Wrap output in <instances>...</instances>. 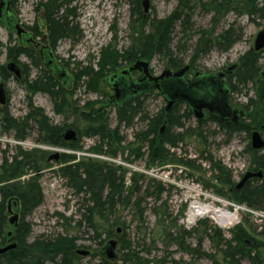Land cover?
<instances>
[{"label": "trees", "instance_id": "1", "mask_svg": "<svg viewBox=\"0 0 264 264\" xmlns=\"http://www.w3.org/2000/svg\"><path fill=\"white\" fill-rule=\"evenodd\" d=\"M234 1L225 0L227 10L237 12L239 6L243 9L241 12H245L250 17L256 16L264 21V1L260 3L258 0H240L241 3L239 0ZM70 2L71 0H48L45 3L47 40L52 49L60 40L66 38L76 40L79 36L76 24L69 20L75 16L70 8ZM239 3L240 5H238ZM178 4L167 18L157 19L149 16L144 18L139 0H134L131 12L137 14L139 19L141 18L142 29L134 30L136 36L131 40L132 45L121 52L111 48V46L101 49L95 67L87 65L80 71L72 72L74 81L69 89L63 86L51 72L41 66L37 53L32 46L8 47V58L17 60L21 55L30 58L38 68V74L31 79L29 71L25 67L22 69L25 77L22 81V87L25 90L27 100V113L23 118L18 119L10 114L6 106L7 103L0 107V132H12L15 138L23 140L34 128L37 132V142L76 149L79 148L78 143L82 137H96L100 144L99 148L92 149L94 152L107 154L111 157L126 154L125 160H129L131 155H134V158H141L144 154L143 148H147L150 150L149 158L157 162L158 165L173 164L176 161L179 165L187 166L194 171L201 169L200 165H195V160H184L178 157L176 153L169 152L166 146L175 148L180 142L196 139L197 142L201 143L200 159L209 164L212 177L216 181L215 184L204 182V185L207 188L212 186L219 195L227 193L230 199L238 204L263 210L264 147L260 152L252 149L250 145L247 146L251 168L256 171L260 170L263 173L262 178H256L252 183L248 182L237 189L231 170L227 169L219 160H214L211 154H204L205 142L203 138L205 137L200 130L204 121H198V126L194 129L184 128L175 113L179 103L173 105L168 113L163 108L160 113L151 116L145 113L143 107L148 93L128 98L115 107V126L111 128L108 122L109 110H103L105 107H101L104 104L102 99L101 101L86 100L81 103L78 99L73 98V90H76L79 85L81 86V81H83L86 91L94 92L100 97H107L109 95L106 88L107 79L112 73L120 70L119 67L123 60L131 63L135 59L149 61L153 56L162 55L167 60L165 68L178 69L182 67L180 61L172 55V48H170L171 33L177 22L183 28L186 27V24L190 22L192 7L186 0H178ZM33 29L34 37L42 35L39 30L34 27ZM240 36L234 33L231 25L213 39L206 38L202 39L201 42L198 41L195 44L190 62L193 63L195 58H198V52L203 54L211 49L220 52L227 51ZM261 51L246 50L237 59L236 69L231 74L230 86L233 92L237 91L239 85L242 87L247 86V84L253 85L254 98L249 97L248 103L245 104L246 109L250 110L248 117L242 119L238 124L208 118L224 131L226 136L244 132L248 138L252 129L264 131V82L258 76L261 68L259 65V59L262 56ZM0 76L8 77V72L1 64ZM38 92L49 96L53 112L62 117L61 123L54 124L41 107L33 104L32 98ZM100 102L98 108H95L96 104ZM189 116L190 113L184 110L183 117L188 118ZM164 117L167 119L168 130L156 135ZM69 119L70 122H68ZM134 120L139 121L142 127L133 132L132 140L127 141L126 137L120 135L119 129L132 127ZM67 128L75 130L76 138L74 140H64V132ZM174 128L180 130L170 134ZM44 153L36 149L29 152L20 150L10 158L5 155L0 158V247L6 245L9 238L4 229L7 200L16 202L22 217L29 214L42 202L41 188L35 173L40 170L39 161L45 160ZM73 160L74 156L62 155L60 162L64 166L60 167V172L70 180V186L75 189L76 194L83 197L79 208L81 211L80 218L74 222L77 228L81 226L89 228L90 232L92 231L90 238L95 241L99 240L98 243L104 241V239H100L103 233L105 237L109 238L115 235L114 232L117 229L114 227L122 225L125 228V224L115 216L117 206L136 208L140 210L139 214L142 216L140 207L142 202L147 198L158 201L165 190L161 182L152 179L153 181L146 182V185L143 186L142 197L135 198L134 195L141 192L140 186L137 184L140 178H143L142 174L134 173L130 177L128 185H125L126 170L118 165L93 160L79 162ZM28 172L33 175L24 181H20V178ZM181 209L180 214H183L185 209ZM200 225L203 226V233H199L195 228L185 230L182 226L174 224L171 228H173L175 236L172 238L168 233L166 236L188 255L211 259L210 255L201 251L202 239H207L214 242L215 249L221 252L226 261L225 264H241L244 259L248 260L250 264L262 263V251L259 253V248L263 244L257 238L252 237L245 227L239 225L233 228L230 232V238L226 239L223 232L209 225L207 220H200ZM104 226L106 227L104 228ZM30 232L29 224L21 218L9 238L12 242L15 241L16 246L0 254V264H82L79 261L80 256L76 253L80 246L76 243L77 237L57 235L53 238L40 237L28 242ZM260 235L264 236V232H261ZM194 236L197 237L195 246L186 243V238ZM121 241L119 250L126 249L121 257L123 264L148 262L131 248L130 243L126 242L123 236ZM100 256L98 264H114V260H107L102 254Z\"/></svg>", "mask_w": 264, "mask_h": 264}, {"label": "rangeland", "instance_id": "2", "mask_svg": "<svg viewBox=\"0 0 264 264\" xmlns=\"http://www.w3.org/2000/svg\"><path fill=\"white\" fill-rule=\"evenodd\" d=\"M133 1L71 0L70 8L75 13V16L69 20L76 24L79 36L76 40L69 38L60 40L53 49L57 60L61 64L67 65L65 67L69 74H72L75 70L80 71L87 65L95 67L100 50L104 47L111 46V48L121 52L132 45L131 40L136 36L134 30L142 29L141 18L139 19L137 14L131 12ZM262 1L264 0H258L259 3ZM186 2L192 7L190 22L184 28L179 22L175 24V28L171 33L172 41L170 44L173 57L180 61L181 66L190 65L192 69L195 68L203 73H215L223 71L229 66H235L231 71L233 73L236 69L237 59L246 50L253 49L256 34L264 27V21L256 16L250 17L245 12H241L243 9L239 6L237 7V12L227 10L225 0H186ZM233 2L235 1L233 0ZM139 3L142 9L141 0H139ZM177 5H179L178 0H150L149 10L147 12L142 11L143 17L167 18ZM15 12L18 20L23 25L32 26L37 23L39 9H35L32 0H18ZM231 25L234 33L241 36L235 40L230 49L224 52L211 49L203 54L198 52V58H195L193 63L190 62L195 44L198 41L201 42L202 39L206 38L213 39ZM16 43V36L7 33L0 26V64L4 66L6 72L8 71L6 64L12 61V58L7 57V48L17 46ZM261 52L262 56L259 59V65L262 68L264 66V49ZM17 61L21 69L25 67L29 71L31 79L38 74V68L30 58L22 56ZM144 61L149 62L150 73L157 76L164 70L167 60L162 55H156L151 60L147 61L144 59ZM129 64L131 62L123 60L119 68H125ZM23 78H25L24 75H22L20 80L15 81L9 78L4 82L3 79L5 78L0 76V84L4 82L7 92L6 96L8 97L6 106L10 114L18 119L23 118L28 110L25 90L22 87ZM249 97L254 98L252 84H247L245 87L239 85L237 91L232 94L231 99L236 106L242 107L245 106ZM73 98L78 99L82 103L86 100L101 101V99L104 100L106 97H100L94 92L86 91L84 83L81 81V86L79 85L76 90H73ZM32 101L35 106L44 110L54 124L62 122V117L53 112L52 102L47 94L38 92L33 96ZM144 101V111L151 116L160 113L166 104L157 91L149 93ZM100 104L101 102L96 104L95 108H98ZM114 110L115 108L113 107L107 109L109 112L108 122L111 128L115 126ZM184 110L185 105L178 104L175 113L184 128L194 129L198 126V122L192 116L183 117ZM70 121L69 119L68 122ZM141 127L142 124L134 120L132 127H121L119 129L120 135L130 141L132 140L133 132ZM161 127H163V132L168 130L166 117L163 118L162 124L159 125L156 135H159ZM179 130L174 128L170 134H174ZM200 130L205 137L203 138L205 142L203 147L205 149L204 154H211L214 160H219L227 169H230L235 182L242 172L251 168L250 157L247 152V146L250 145V136L247 138L246 133L239 132V134L226 136L224 131L217 127L213 121L209 120H204ZM257 130L264 136L263 130ZM36 133L33 128L27 138L20 140L15 138L12 132H0V158L3 155L10 158L20 150L29 152L36 149L39 152H45V160L39 161L40 170L35 173L38 176L41 188L42 202L29 214H25L22 217L19 206L15 205L16 202L7 200L5 210L6 224L4 227L7 235L11 236L15 228L13 224L9 223V218L11 217L7 212V207L9 206L14 213L19 214V221L23 218L24 222L29 224L31 232L27 239L28 242L40 237L53 238L57 235L77 237L76 243L80 245L78 249L88 250L89 252L86 256L79 255V261L82 264H98L101 257L100 251L110 239L117 241L115 248L116 258L113 263L123 264L121 257L126 252V249L119 250L122 236L126 242L130 243L134 251L138 252L143 259L148 260V262L142 261L146 264H225L226 261L223 259L221 252L215 249L214 242L202 239L201 251L212 257L208 259L182 252L176 243L166 236V233L172 238L175 236V232L171 228L174 224L182 226L185 230L195 228L199 233H203V226H199L200 220H207L209 225L221 230L226 239L230 238V232L233 228L241 225L246 228V231L252 237L257 238L263 244L259 248V253L264 251V236L260 235L261 232H264V217L252 216L244 209L237 211L239 221L238 223H233L228 227L229 229L218 227L211 218L207 217L196 219L194 224L186 222L188 206L193 199L198 200V197H200L199 201L201 203L213 207H223L229 211L234 210V207L226 202H235L230 199L227 193L219 195L212 186L207 188L204 185V182L215 184L216 181L212 177L209 164L205 160L200 159L199 151L202 148L201 143L197 142L196 139H187L184 142H180L175 148L166 146L169 152L176 153L178 157L184 160H195V165H200L201 169L194 171L187 166L179 165L176 161L173 164L158 165L157 162L149 158L148 153H150V150L147 148H143L144 154L141 158H134V155H131L129 160H125L126 154L111 157L107 154L94 152L92 149L99 148L100 144L96 137H82L78 143L79 148L76 149L37 142ZM261 150L258 151L261 152ZM54 153L59 154L58 160L49 159ZM62 155L74 156V162L93 160L118 165L123 170H126L125 185H128L130 177L134 173L142 174L143 178H140L137 184L140 186L141 192L135 194V198L142 197L143 186L146 185V182L153 181L152 179L161 182L165 190L158 201H154L153 198H147L142 202L140 206L142 216L139 214L140 210L136 208L117 206L115 216L120 222L125 224V228L122 225L114 227V229H117L114 232L115 235L109 238L105 237L103 233L100 239H104V241L98 243L99 240L95 241L90 238L92 231L90 232L89 228L86 226L77 228L74 222L80 218L81 211L79 208L83 197L76 194L75 189L70 186V180L61 174L60 167L64 166L60 162ZM30 175L33 174L28 172L20 178V181L26 180ZM205 194L211 196L214 199L213 202L210 200L212 198L207 197ZM181 208L185 209L183 214H180ZM95 221L97 222L96 218ZM9 238L8 242L10 244L14 243L16 246L15 241L12 242ZM196 239L197 237L194 236L186 238L185 241L191 246H195ZM241 264H250V262L244 259ZM261 264H264L263 261Z\"/></svg>", "mask_w": 264, "mask_h": 264}, {"label": "water", "instance_id": "3", "mask_svg": "<svg viewBox=\"0 0 264 264\" xmlns=\"http://www.w3.org/2000/svg\"><path fill=\"white\" fill-rule=\"evenodd\" d=\"M2 6L3 5H0V7ZM141 6L143 11L147 12L150 7V0H141ZM3 16L5 17L7 15L2 12V17ZM10 18L12 19V22L6 23L7 30L18 35L21 39V44L24 46L28 45L29 35L27 34L24 36L25 33L16 22L14 15H11ZM253 44V50L255 52L264 49V27L257 32ZM40 53L43 65L48 68L63 86L69 89L71 86L70 74L57 64L51 56L49 49H41ZM233 68L234 66H231L230 70ZM7 69L13 72L17 77L20 75L18 67L13 62L7 64ZM188 69V65H184L177 70L164 69L159 75L154 76L149 71L148 62L144 60H136L130 68L121 69L110 75L107 79V84L114 91V100L118 106L128 98L158 90L161 97L167 102L166 110H170L178 101H185L188 105V109L193 112L194 118L197 120H202L205 117L203 109H207L220 121L230 120L232 123L236 124L238 118L243 116L244 113L243 111L233 109L228 105L227 95L229 94L230 89L225 87L220 75H202L199 73H193L191 79H186L185 75ZM132 70L140 71L142 78L132 80L130 74ZM260 76L264 78V66L260 72ZM0 103H4L2 84H0ZM160 132H163V127L160 128ZM75 138L76 132L72 128H68L64 133V139L66 141H71ZM250 141L252 148L255 150H261V148L264 147V140L258 131H253L251 133ZM49 159L58 160L59 154L54 153ZM262 175L263 173H261V171L251 173L246 172L241 181L236 184V188L239 189L247 179L253 176L261 178ZM16 221L17 215H11L9 223L13 224ZM116 245V240H109L102 248L101 254L107 260H114L116 258ZM14 247V243L0 247V254H3ZM77 254L86 256L88 255V251L79 249L77 250ZM262 259L264 263V251L262 252Z\"/></svg>", "mask_w": 264, "mask_h": 264}, {"label": "flooded vegetation", "instance_id": "4", "mask_svg": "<svg viewBox=\"0 0 264 264\" xmlns=\"http://www.w3.org/2000/svg\"><path fill=\"white\" fill-rule=\"evenodd\" d=\"M17 2H18V0H0V5H3L2 7H0V26L1 27H3L6 31H7V33H9V34H12V35H15L16 36V45L17 46H23V47H29V46H32V48L34 49V51L37 53V57H38V59L40 60V63H41V66L45 69V70H47V71H49L48 70V68H46L44 65H43V63H42V57H41V49H49V52H50V54H51V56L54 58V60L57 62V64L61 67V68H63V69H65L66 71H67V73H68V70L66 69V67L65 66H67L66 64H61L58 60H57V58H56V56L54 55V53H53V49L50 47V45H49V43H48V40H47V32H46V26H47V18H46V9H45V3L46 2H48V0H32V2L34 3V5H35V9L36 10H38L39 9V13H38V16H37V23H35L34 25H32V26H25V25H23L19 20H18V17H17V14H16V12H15V9H16V5H17ZM2 12L4 13V14H6L7 16H3L2 17ZM11 15H14V18H15V20H16V22L19 24V26L23 29V31H24V36H26L27 34L29 35V42H28V45H26V46H24L23 44H21V39H20V37L18 36V35H16L15 33H12V32H9L8 30H7V28H6V23L7 22H12V19L10 18V16ZM3 21H5V22H3ZM33 27L34 28H36V30H39L41 33H42V35L40 36V37H34V29H33ZM23 35V34H22ZM23 55H21V56H19V57H22ZM18 57V58H19ZM24 57V56H23ZM26 57V56H25ZM17 58V59H18ZM14 59V58H13ZM12 59V61L11 62H13V63H15L16 64V66L18 67V69H19V73H20V75L17 77L13 72H11V71H7L8 72V77H5V79H3V81L4 82H6L9 78H11V79H13V80H15V81H17L16 79H21V77H22V75H24L23 74V72H22V69H21V67L19 66V62L17 61V60H13ZM134 63V61L131 63V64H129L127 67H125V68H130L131 66H132V64ZM8 64V63H7ZM7 64H6V66H7ZM230 67L231 66H229L228 68H225V70H223V71H217V72H215V73H208V72H200V71H198V70H196L195 68H191V66L190 65H188V71H187V73H186V75H185V78L186 79H191L192 77H193V73H199V74H202V75H204V74H208V75H215V74H219L220 75V78H221V80L223 81V83H224V85H225V87H227V88H229L230 89V92H229V94L227 95V99H228V105L230 106V107H232L233 109H239V110H241V111H243V113H244V115L243 116H240L239 118H238V121H237V123L236 124H238L242 119H245L246 117H248V114H249V109H246V106H236L234 103H233V101H232V99H231V96H232V94L234 93L233 91H232V88H231V74H232V70H230ZM235 67V66H234ZM263 68V67H262ZM262 68L259 70V73H258V76L260 75V72H261V70H262ZM234 69V68H233ZM50 72V71H49ZM130 74H131V77H132V80H136V79H140V78H142V76H141V72L140 71H138V70H132L131 72H130ZM70 76H71V86L70 87H72V85H73V81H74V77H73V74H71L70 73ZM190 77V78H189ZM262 76H259V78L264 82V78H261ZM4 82H2V86H3V93H4V103L3 104H1L0 103V107H2V106H4V104H6V102H7V92H6V89H5V85H4ZM107 90H109V95L104 99V100H102L103 102H104V104L103 105H101V107L103 106V107H105L103 110H106L107 111V109L108 108H115L116 106H117V103H116V101L114 100V91L111 89V87L110 86H107ZM253 93H254V90H253ZM164 100V99H163ZM248 100H249V98H248ZM178 103L179 104H183V105H185V110L186 111H188L189 113H190V116H192L193 118H194V115H193V112L192 111H190L189 109H188V105H187V103L185 102V101H178ZM247 103H248V101H247ZM167 104V103H166ZM170 110H166V112L168 113ZM203 111H204V113H205V117L202 119V120H197L196 118H194V120H196V122H198V121H204V120H209L208 118L209 117H211V118H214V119H216V120H219L217 117H215L214 115H212L211 113H210V111H208L207 109H203ZM210 121V120H209ZM229 122H231L230 120H228ZM224 122V121H223ZM225 122H227V121H225ZM232 123V122H231ZM234 124V123H233ZM253 131H258V130H256V129H252V132ZM251 132V133H252ZM259 132V131H258ZM259 134L261 135V137H262V139L264 140V136L259 132ZM250 139H251V134H250ZM250 147L252 148V146H251V141H250ZM257 171H260V170H257ZM246 172H249V173H251V172H256V170H253L252 168H249V170H246L245 172H242L241 173V176L240 177H238L237 178V180H236V184L237 183H239L240 181H241V179L243 178V176L245 175V173ZM262 173V172H261ZM256 178H258V177H256V176H253V177H251V178H249V179H247L244 183H243V185L242 186H244L246 183H248V182H253ZM262 178V177H261ZM258 179H260V178H258ZM241 186V187H242ZM240 187V188H241ZM239 188V189H240ZM16 205V204H15ZM7 212H8V214L9 215H13V214H16L17 215V221L15 222V223H13V226H16L17 224H18V221H19V217H18V215L19 214H17V213H14L12 210H11V207H7ZM10 235H7V237H9ZM10 244V242H8L7 241V243H6V245H9ZM6 245H4V246H6ZM4 246H2V247H4ZM15 248V247H14ZM79 250V249H78ZM88 251V250H87ZM76 253H77V250H76ZM89 253V252H88ZM79 255V254H78Z\"/></svg>", "mask_w": 264, "mask_h": 264}, {"label": "built area", "instance_id": "5", "mask_svg": "<svg viewBox=\"0 0 264 264\" xmlns=\"http://www.w3.org/2000/svg\"><path fill=\"white\" fill-rule=\"evenodd\" d=\"M206 195V194H205ZM199 196V195H198ZM197 196V197H198ZM207 197H210V198H212L211 196H208V195H206ZM199 199H200V197H198ZM197 198V199H198ZM199 199L198 200H196V199H193L192 201H190V203H189V206H188V211H187V216H186V222H188L190 219H192V220H196V219H198L199 217H197V218H195V217H193V215H192V210H191V208H192V206H194V207H198V208H200V206L199 205H203V206H207V207H213V206H211V205H208V204H204V203H201L200 201H199ZM211 200V202H213V198L212 199H210ZM228 205H232L233 207H234V210H231V211H229L228 209H226V208H223V207H213V208H217V209H222L223 208V210L226 212V214L227 215H234V217H236V219H235V221H233L230 225H228L227 223H224L225 225H223V224H219V222H218V220H216V218H214V216L212 215V213H210L209 215H207V217L208 218H211L219 227H223V228H228V227H230L233 223H238V221H239V217H237V215H238V213H237V211H242L243 209L246 211V212H248V214H250V215H256V216H260V217H264L263 216V213L264 212H260V210L258 211H256L255 209H251V208H249V207H247V206H244V205H242V206H240V205H237V204H235V203H233V202H231V203H228V202H226ZM227 217V216H226ZM229 217V216H228ZM224 219V218H223ZM227 224V225H226Z\"/></svg>", "mask_w": 264, "mask_h": 264}, {"label": "bare ground", "instance_id": "6", "mask_svg": "<svg viewBox=\"0 0 264 264\" xmlns=\"http://www.w3.org/2000/svg\"><path fill=\"white\" fill-rule=\"evenodd\" d=\"M6 68H7V66H6ZM2 89H3V86H2ZM199 206H200V208H198V207L196 208L194 206H192V208H191L192 215L195 218L205 217V216L209 215L210 213H212V215L214 216V218H216V220H218L220 225L221 224L225 225L224 223H227L228 225H230L236 219V217H234V215H231V216L227 215L226 212L223 210V208L219 210V209L213 208V207H207V206L205 207L203 205H199Z\"/></svg>", "mask_w": 264, "mask_h": 264}]
</instances>
